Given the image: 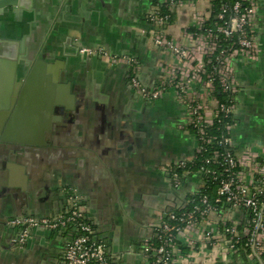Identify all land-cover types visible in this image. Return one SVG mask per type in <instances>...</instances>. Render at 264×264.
<instances>
[{
	"label": "crops",
	"instance_id": "obj_1",
	"mask_svg": "<svg viewBox=\"0 0 264 264\" xmlns=\"http://www.w3.org/2000/svg\"><path fill=\"white\" fill-rule=\"evenodd\" d=\"M0 1L4 4L0 7V109H9L1 126L5 130L10 125L6 134L11 142L22 140L23 135L34 143L27 136H33L36 126L44 122L39 119L27 124L14 110L22 89L16 81L28 75L37 59L45 62L36 75L44 98L39 114L45 111L47 125L57 126L52 119L55 104L48 109L55 99L56 106L69 105L75 116L52 128L54 133L47 127L43 130L40 139L44 144L33 151L42 153L38 168L17 164L1 172V181L15 189L43 188L45 194L50 193L46 200L32 196L37 217L62 212L66 201L60 191L76 189L83 197L94 235L106 243L108 252L122 256L120 264H144L141 249L144 239L153 234L151 225L158 214L186 209L188 195L205 184L200 174L193 173L183 176L182 187L173 188L160 166L189 160L197 143L173 88L146 103L129 83V67L107 64L96 51L136 58L141 83L148 87L157 84L165 68L176 62L152 37L156 26L148 14L163 0ZM212 1L184 0L171 10L175 19L169 22L168 35L190 44L186 33L195 30L194 14L200 12L209 19ZM256 1L255 37L261 56L256 60L236 57L233 62L239 88L233 117L237 153L264 148V0ZM52 133L55 143L49 140ZM208 220L211 226L226 221L236 226L239 235H245L248 227L245 211L226 205L210 213ZM6 232L0 241V264H65L67 232L35 229L22 253L6 249L14 236L11 231L9 244ZM258 237L264 244V235ZM203 255L196 264L204 263ZM213 264L251 262L239 247Z\"/></svg>",
	"mask_w": 264,
	"mask_h": 264
},
{
	"label": "built area",
	"instance_id": "obj_2",
	"mask_svg": "<svg viewBox=\"0 0 264 264\" xmlns=\"http://www.w3.org/2000/svg\"><path fill=\"white\" fill-rule=\"evenodd\" d=\"M183 1L168 0L170 10ZM256 10V0L223 3L216 15L221 22L212 27L206 25L211 16L208 19L198 12L193 17L195 30L186 33L190 44L185 45L168 35L170 15L162 13L155 4L148 14L156 26L153 41L170 51L176 62L165 68L164 77L152 87L141 83L136 58L109 56L102 49L95 50L111 63L128 64L133 88L146 99H158L173 88L186 109V126L195 130L192 132L197 143L195 154L201 153L205 145L213 148L205 160V164L214 165L212 169L204 164L197 170L188 169V161L194 156L168 165L176 186L186 174H209L216 183V196L211 199L207 193H200L198 201L189 199L186 210L159 213L151 225L153 234L143 242L144 264H196L200 254H204L203 264H213L236 252L240 242L236 226L226 221L220 226L209 224L210 213L217 211L220 203L252 213L249 225L254 229L248 226L244 230L249 236L246 245L252 248L246 254L251 264H264V244L258 237L260 233L264 235V148L261 151L249 148L241 153L233 148V117L239 90L233 62L236 57L258 59L260 47L254 33ZM85 51L93 52L91 48ZM217 123L222 124L221 128L212 130ZM84 213V205L74 193L62 212L28 216L15 223L22 224L21 239L28 238L34 229L67 232L65 264H120L122 256L108 252L105 242L94 235Z\"/></svg>",
	"mask_w": 264,
	"mask_h": 264
},
{
	"label": "flooded vegetation",
	"instance_id": "obj_3",
	"mask_svg": "<svg viewBox=\"0 0 264 264\" xmlns=\"http://www.w3.org/2000/svg\"><path fill=\"white\" fill-rule=\"evenodd\" d=\"M257 7H258V5H257ZM254 33H255V22H254ZM256 41H257V39H256ZM258 45L260 47V53L258 56V58H259L261 56V53H262V48H261L259 43H258ZM99 57L102 58L103 56H99ZM103 58L107 64H111V65L122 64V63H111L105 57H103ZM125 65H127L129 67L128 79H129L130 85L132 86V84H131V68L128 64H125ZM26 77H22V78L25 79ZM22 78H19V80H17L16 83L17 84L20 83L23 87V83H22L23 80H21ZM132 88H133V86H132ZM138 95H140V94H138ZM142 98L144 99V101L146 103L154 102L155 100H157V99H155V100L146 99L144 97H142ZM43 100H44V98H42L40 100L39 107L43 103ZM47 101H48V99H47ZM53 104H55V105L53 106ZM56 104L57 103H55V99L52 100V103L51 104L49 103V105H48V109L50 108V106H53V110L55 109L56 114H54V113L52 114V119H53V122L56 123L57 126H60L59 124L62 123L63 121H67V120L73 121L74 120L75 116L71 111L72 108L69 107V105H66V106L57 105L56 106ZM36 105L37 104H29L26 107L28 109L27 113H30V115L28 114V116H27L28 120H26V121L34 122V121L39 120V119H42L44 121L43 123L41 122L42 124L39 123L38 127L36 126L38 132L36 131L33 134V136L32 135L27 136L28 138L33 137L32 139L34 140V143H32L29 139L26 140V137L23 138L22 137L23 135H21L22 140H19V141H14V142L4 141V142H2L0 140V223L2 220H5V221H7V224L13 226V230H12L14 232L13 233L14 236L12 237L13 243H11L10 248H8V247L6 248L7 250H9L11 252H14V250H15L16 252L22 253L26 250L25 248L27 246L28 239L30 238V235L28 236V238L26 237L24 239H21V232L23 229L22 224H18L15 222L21 218L28 217V216L37 217L36 212H35V206H34L35 202L32 201V196L35 195L37 197L38 195H41L40 198L42 200H46L49 198V194H50V193L45 194V191H43L44 190L43 188H40V189L36 188L33 191L31 189H29V190H25V189H21V188L15 189L12 186H10L9 184L3 183L1 181V175H2L1 172H3L5 169L9 170V169L17 166V164H18V166L19 165H22V166H26V165L29 166L30 165L32 167L36 166L37 168L40 166V160H41L40 155H42V153L35 154L33 151L36 150V148H38V145L42 146L44 144V142L40 139L42 132L44 135L43 130L47 127L49 132L53 131V133H54V130H52V128L56 129L57 126L52 125V123H49L50 125H47L49 122L48 116L44 115L45 111H43V114L40 115L39 113H41L42 109H39V107ZM18 106H19V104L14 106V110H16L18 108ZM18 110L16 111L17 114L19 113ZM53 133L50 136L49 140L55 143V140H54L55 137L53 136ZM6 137H10L9 134H6ZM13 140H15V139H13ZM185 160H187V159H185ZM180 161H183V160H180ZM171 164L172 163H165V164L161 165L160 168L168 175V178L171 180L172 187L178 189V188L182 187V182L178 186H176L174 184L173 176L168 169L169 168L168 165H171ZM60 192L63 196H65L64 197L65 201H66L65 209L70 202V195L74 194V193L81 199V203L84 205L83 197L81 196L80 193H78V191L76 189H74V188L67 189L65 187ZM29 193H30V195H29L30 198L28 196ZM13 195H16V197L13 198ZM84 207H85V205H84ZM84 212H85V209H84ZM51 214H53V213H51ZM55 214H57V213H55ZM84 214L86 216V213H84ZM86 218H87V216H86ZM87 220L91 224L92 230L94 233L95 232L94 226L92 225L91 221L88 218H87ZM18 234H19V237H18ZM67 241L65 243V246L67 244Z\"/></svg>",
	"mask_w": 264,
	"mask_h": 264
},
{
	"label": "trees",
	"instance_id": "obj_4",
	"mask_svg": "<svg viewBox=\"0 0 264 264\" xmlns=\"http://www.w3.org/2000/svg\"><path fill=\"white\" fill-rule=\"evenodd\" d=\"M235 0H213L212 1V14H211V18L206 22V25L208 27H212L214 26L216 23L221 22V20H219L216 15L218 14L219 10H220V6L223 3H227V4H232ZM155 4H158L160 7V10L162 13L164 14H169V21L173 22L175 19V15L174 12H172L170 10L169 7V2L168 0H163V1H158ZM231 11H228V13H230ZM234 121V120H233ZM222 124L221 123H217L215 125V127L212 130H217L219 128H221ZM192 132H194L195 130L190 128ZM216 132V131H215ZM213 148L211 145H205V149L201 152V153H196L193 157L192 161H188V169L190 168L191 171L193 170H197L200 165L204 164L207 167H210L211 169L214 167V165L212 163L209 164H205V160L206 158H208L211 155ZM192 164H194L192 166ZM180 173H182V170L180 171ZM201 178L204 180L205 184L204 186H202L199 189V192H193L190 195H188L189 199L191 198H197V201L199 199L200 193H207L211 199H214V197L216 196V183H214L211 179V177L209 176V174H205L202 175L201 174ZM189 206V205H188ZM223 206V203L218 204V208H221ZM186 210V209H183ZM183 210H177V212H181ZM247 215L248 218V222H247V226H250V219L252 217V213L247 210V209H243ZM246 223V222H245ZM245 223L241 224V226L239 227L240 229H243L245 226ZM230 225V224H229ZM250 227H252V230L254 229L253 225H251ZM248 235H244V234H240V242H239V247L245 251L246 253L250 252L252 250V248L250 247V245H246V243L248 242Z\"/></svg>",
	"mask_w": 264,
	"mask_h": 264
},
{
	"label": "water",
	"instance_id": "obj_5",
	"mask_svg": "<svg viewBox=\"0 0 264 264\" xmlns=\"http://www.w3.org/2000/svg\"><path fill=\"white\" fill-rule=\"evenodd\" d=\"M3 5L4 4L0 1V7ZM43 63H45L43 60H39V59L35 60L32 67H31L30 72L27 75V77L25 79L24 78L21 79V80H23L22 81L23 87L21 89V92L19 94V99H18V102H19V108L18 109L19 110L16 109V111L18 110V112H19L18 113L19 120H23V121L28 120L27 116H28V114L30 115V113H27L28 109L26 107L29 104H37L36 106H39L40 100L43 98V95L40 92L41 87H42V82H41V80L38 81L36 78V75L39 72L38 70ZM31 87L33 88L34 93H32V95L31 94L29 95L28 92H29V90H31L30 89ZM36 88H38V90H36ZM30 96H33V97H30ZM8 110L9 109L6 107H3V109H0V140L2 142H4V141L11 142L10 138L6 137V133H7V130H8L10 125L7 124L5 130L2 128L3 126H1L2 120L8 115ZM28 122L29 121H27V124H28ZM12 142H14V141L12 140ZM29 195H30V193L28 194V196ZM15 197H16V195H13V198H15ZM29 198H30V196H29ZM6 230H7V232H6L5 240H7V242H8V237H9L8 235L13 230V226L7 224V221L2 220L0 223V241L2 239V235H3L4 231H6ZM19 234H18V237H19ZM30 238H31V233H30ZM97 239H98V237H97ZM8 243L10 244L11 242H8ZM6 247H8V246H6Z\"/></svg>",
	"mask_w": 264,
	"mask_h": 264
}]
</instances>
